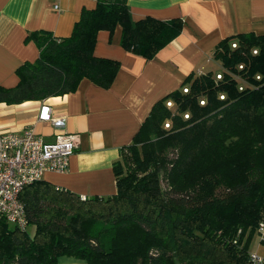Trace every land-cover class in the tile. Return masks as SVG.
Listing matches in <instances>:
<instances>
[{
	"label": "trees",
	"instance_id": "16d2710c",
	"mask_svg": "<svg viewBox=\"0 0 264 264\" xmlns=\"http://www.w3.org/2000/svg\"><path fill=\"white\" fill-rule=\"evenodd\" d=\"M117 25L120 45L149 59L181 32L183 20H133L127 0H95L68 36L28 34L38 56L15 69V85L0 84V102L72 92L82 78L109 87L119 60L97 56L94 46L100 30L111 34ZM212 58L235 71L242 63L238 72L255 86L238 90L229 75L215 80L212 70L187 75L180 88L153 104L121 148L110 196L81 198L43 180L24 186L19 200L27 229L0 215V264H53L61 258L86 264H247L264 217V34L226 36ZM199 97L206 98L204 105ZM169 98L189 117L173 116L166 129Z\"/></svg>",
	"mask_w": 264,
	"mask_h": 264
},
{
	"label": "crops",
	"instance_id": "0c3cea01",
	"mask_svg": "<svg viewBox=\"0 0 264 264\" xmlns=\"http://www.w3.org/2000/svg\"><path fill=\"white\" fill-rule=\"evenodd\" d=\"M127 5L133 20L179 17L183 28L149 59L120 45L119 25L111 34L100 30L94 53L120 63L109 87L82 78L72 92L16 104L0 102V132L32 126L50 141L54 128L37 120L40 106L48 104L53 115L66 118V131L77 136L76 148L65 171L45 172L42 180L78 196L116 192L112 165L121 148L132 141L156 101L180 88L190 73L213 68L212 51L221 39L237 33L264 34V0H127ZM94 6V0H0V84L15 85V69L37 58L39 48L27 38L29 33L68 36L82 9ZM255 239L249 251L264 254V243ZM53 264L86 263L61 258Z\"/></svg>",
	"mask_w": 264,
	"mask_h": 264
},
{
	"label": "built area",
	"instance_id": "2783aa9c",
	"mask_svg": "<svg viewBox=\"0 0 264 264\" xmlns=\"http://www.w3.org/2000/svg\"><path fill=\"white\" fill-rule=\"evenodd\" d=\"M95 1V0H94ZM58 10V4L54 5ZM236 42L231 47H236ZM252 53H257L254 48ZM242 63L237 65V71L221 67L214 72V79L221 80L223 74L229 75L236 82L238 90L255 86L238 71L243 69ZM204 72L203 69L197 73ZM256 80H261L260 74H255ZM188 86L182 87L183 92H188ZM218 97L225 99V93L219 92ZM205 97H199L198 102L204 105ZM167 108L175 106L173 99L165 100ZM183 118H188L189 113H180ZM37 120L48 122L53 128V139L44 140L32 126L18 131L0 132V215L7 223L20 230L27 229V220L24 208L19 200V193L24 186L42 180L45 172H63L68 165V158L77 145V136L65 129L66 118L53 115L48 104H42L37 114ZM164 127H170L169 121L164 122ZM84 198L85 196H80ZM256 233L261 243H264V217L258 222ZM247 264H264V254L251 252Z\"/></svg>",
	"mask_w": 264,
	"mask_h": 264
},
{
	"label": "rangeland",
	"instance_id": "374dc122",
	"mask_svg": "<svg viewBox=\"0 0 264 264\" xmlns=\"http://www.w3.org/2000/svg\"><path fill=\"white\" fill-rule=\"evenodd\" d=\"M213 63V68L211 69L213 72H215L216 70H218L219 68H220V63L218 62V61H216V60H214V62H212ZM170 111H171V117L170 118H167L165 121H169V123H170V126H171V123H172V117L173 116H175V115H179V116H181V114H179V112L177 111V109H176V107L174 106V107H172V108H170ZM164 121V122H165ZM164 122H163V127H164ZM164 128H166V129H168V128H170V127H164ZM29 231H30V229H29ZM253 237V243H254V241L256 242V239L255 238H258V236L256 235V233H254V235L252 236ZM251 242H252V239H251ZM250 249H251V246H250ZM251 251H252V249H251Z\"/></svg>",
	"mask_w": 264,
	"mask_h": 264
}]
</instances>
